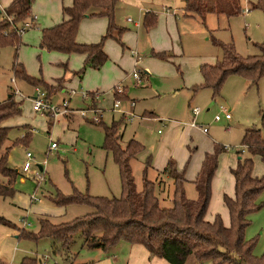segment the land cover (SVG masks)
Instances as JSON below:
<instances>
[{
  "label": "rangeland",
  "instance_id": "374dc122",
  "mask_svg": "<svg viewBox=\"0 0 264 264\" xmlns=\"http://www.w3.org/2000/svg\"><path fill=\"white\" fill-rule=\"evenodd\" d=\"M0 1L5 7L11 0ZM239 2L240 10L236 13L211 12L203 22L198 15L185 14V0H118L115 23L123 28L121 40L113 36L106 38L104 49L108 54L107 60L100 67L91 64L85 67L86 53L48 49L41 45L43 29L63 20V5H70L71 0H34L33 8H39L33 13H37L34 24L21 33L18 45L6 42L0 49V101L13 93L22 107L19 114L5 120L9 126L7 143L12 145L8 164L17 168L19 173L14 180L15 193L10 196L0 194V215L17 225L1 223V256L8 258L11 264H21L25 256L38 257L41 259L39 264H171L163 257L151 263L145 245L125 239L102 248L89 246L80 232L74 235L68 247L50 236L38 239L26 235L13 236L15 233L12 230L18 227L20 231L22 228L38 232L40 217L48 216L60 222L92 209L85 203L57 204L54 201L57 190L65 194L73 193L75 188L93 195L122 194L120 168L112 152L104 147V127L93 119L95 113L88 110L87 116H84L77 111V117L67 125L63 116H73L74 112L55 120L36 111L26 94H32L36 85L46 90L47 87L43 82L31 83L16 74L15 61L31 76L51 84V94L64 84L75 88L74 94L70 93V89L66 94L71 95L72 107L100 106L105 123H118L119 132L123 133V145L132 137L143 142L145 148L131 161L137 185L142 187L145 167L148 178L156 180L163 177L165 184L159 193L161 197H166L164 204L170 205L174 191L173 179L167 178L161 171L167 160L173 157L178 167L185 169L187 195L194 198L198 194L193 181L199 171L194 168L196 159L206 151H213L218 144L226 145V150L219 156V167L213 178V197L207 217L213 218L219 212L224 221L230 224L223 196L224 193H234L231 167L237 162V150L244 147L242 143L248 127L262 128L264 136L261 120L264 75L255 83L241 73H230L219 94L214 97L211 87L202 86L204 77L201 65L214 64L222 58L223 49L219 41L232 42L236 51L243 56L259 52L257 43L264 41V7L256 6L259 0ZM147 12L156 14V22L151 27L144 23ZM2 15L0 12V18ZM108 25L109 19L105 15L85 16L80 22L77 39L85 43L99 41ZM114 34L117 35L118 31L115 30ZM164 52L165 56L159 55ZM136 55L142 58L136 67L142 75L140 83L133 75ZM83 68L82 76L73 74ZM63 76L68 79L56 82ZM16 86L24 95L16 91ZM116 87L125 89L129 98L136 99L133 111L137 115L132 120L114 108ZM84 91L88 92V98L83 97ZM52 96L54 101H59L63 92ZM129 100L122 99L121 107L129 109ZM222 105L228 107L231 113L229 118L225 116ZM193 106L201 107L195 119L198 125L191 126V139L189 137L187 142L189 147L185 145L191 152L181 157L183 150L178 147L176 139L165 138L172 123L180 125V128L188 125L194 117ZM217 113L222 114L219 120H215ZM156 115L166 118V125L159 117H152ZM49 117L53 120L51 124ZM203 126L208 127L207 132ZM159 128L163 131L158 132ZM51 136L59 141V146L49 151ZM28 150L33 154L32 166L28 171H22ZM162 158L164 160L160 163ZM148 160L150 164L147 166ZM254 161L255 173L262 175L264 163L261 157L254 155ZM38 164L43 165L46 176L40 184L37 179ZM21 176H25V180ZM0 180H6L1 172ZM33 194L37 197L34 201L31 199ZM257 202L259 207L249 214L245 234L247 239L254 242V254L262 257L264 189ZM222 211L226 212V217ZM7 233L11 234L4 238ZM200 262L214 264L211 259L197 260L193 255L186 264Z\"/></svg>",
  "mask_w": 264,
  "mask_h": 264
},
{
  "label": "trees",
  "instance_id": "16d2710c",
  "mask_svg": "<svg viewBox=\"0 0 264 264\" xmlns=\"http://www.w3.org/2000/svg\"><path fill=\"white\" fill-rule=\"evenodd\" d=\"M240 1V0H239ZM34 0H11L2 6L0 18V49L6 42L18 45L23 22L33 17ZM118 0H73L70 5L63 6L64 18L61 22L46 27L42 31L41 45L48 49L65 52H83L87 54L85 67L91 64L100 67L108 58L104 49L105 39L113 36L121 40L123 28L115 23V10ZM256 6L264 7V0ZM184 10L188 15H198L205 22L211 12L234 14L240 10L238 0H185ZM88 15H105L109 19L106 33L99 41L80 42L77 39L82 18ZM156 22V14L147 12L144 23L151 27ZM118 34L115 35L114 31ZM223 56L214 64L203 63L201 72L204 77L202 86L213 89L215 97L220 92L226 77L230 73H241L251 82L257 83L264 75V41L257 43L259 52L246 56L240 55L232 42L219 41ZM165 56L166 53H159ZM14 71L31 83H44L51 96L52 85L31 76L23 66L14 62ZM84 68L74 73L83 75ZM63 76L56 82H64ZM63 85L57 89L62 90ZM197 89V88H196ZM117 98L125 99V90L115 91ZM22 107L14 94L0 101V172L6 180H0V194L10 196L15 193L14 180L19 170L8 164L12 145L8 144L9 126L5 120L21 112ZM87 116V115H86ZM264 126V110L261 113ZM50 124L53 123L49 117ZM103 124L105 131L104 147L112 152L119 165L122 179L120 196L93 195L74 189L65 194L60 190L54 201L60 205L85 203L92 209L71 220L56 222L48 216L40 217L38 232L21 228L20 235L38 239L50 236L69 246L74 235L82 233L85 243L92 247L108 248L121 239L145 245L152 255L167 259L171 264H186L190 256L197 260L211 259L214 264H264V255L258 257L253 252L254 242L247 239L246 227L249 214L259 207L257 198L264 189V173L258 175L254 171V155H259L264 163V136L262 128L248 127L243 143L246 148L237 150L238 158L231 167L235 189L233 194L224 193L223 200L229 211L230 224L224 221L221 213L208 218L213 196V178L219 167V156L226 150V145L218 144L213 151H206L200 170L193 179L198 190L196 198L189 197L185 183L188 178L185 169H180L175 158H170L163 174L173 179L174 191L170 205L164 204L166 197H161L159 190L164 188V180L150 179L147 167L144 169L142 187H138L133 172L132 159L145 148L143 142L132 137L125 145L122 143L123 133L119 132L118 123H105L103 119L96 121ZM27 134L26 137H28ZM150 160L147 161V166ZM0 222L17 226L0 215ZM20 229V227H18ZM36 256H25L21 264H39ZM2 264V262H0Z\"/></svg>",
  "mask_w": 264,
  "mask_h": 264
},
{
  "label": "built area",
  "instance_id": "2783aa9c",
  "mask_svg": "<svg viewBox=\"0 0 264 264\" xmlns=\"http://www.w3.org/2000/svg\"><path fill=\"white\" fill-rule=\"evenodd\" d=\"M246 9H249V8L246 7ZM35 18H36L35 15H33L32 18H29V19L25 20L23 22V24L19 28L20 33L25 31V29L27 27L32 26L34 24V19ZM133 75L137 79V83H140V79H141L140 71L137 70V69L134 70ZM13 80H15V78H13ZM116 89L117 90H121L122 88L116 87ZM16 91L21 93L20 89L17 86H16ZM75 92H76L75 88H71L70 89V93L71 94H74ZM29 97L31 98V100L33 102V108L36 111H40V112H42L44 114H47V115L55 118V120H57L59 117L65 115V114H68V113L73 112V111H79L82 115L86 116L88 110H92L95 113L94 117H93L94 120L98 121V120H100L102 118V112H101L102 108L100 106H97L96 104H93L90 107H81V108L72 107L70 105L71 95L64 97L61 101H54L50 97L48 91L46 89L42 88L39 85L35 86L34 95H31ZM83 97L88 98L89 97L88 92L84 91L83 92ZM121 100L122 99L116 97V99L114 101V108L119 110V111H121V112H123L127 116V118L133 119L134 116L137 115V113L134 112L133 110H125L123 107H121ZM131 104L134 105L135 101L133 100L131 102ZM222 109H223V111H225V116L227 118H229L231 116V113L228 111V107L225 106V105H222ZM192 110H193L194 114H198L201 111V107L200 106H193ZM221 118H222V114L217 113L215 115V120H219ZM192 125H198V123L196 121H192ZM203 129L206 132L208 131V127L207 126H203ZM160 131H161V129H160ZM57 147H58L57 140H55L51 136V141H50V144H49V151H52L53 149H55ZM244 147H245V145H244ZM244 147H242V148H244ZM32 157H33L32 151L28 150L27 151V158H26V160H25V162H24V164L22 166V170L23 171H28L31 168V166H32V161H31ZM37 179H38L39 184L46 179L45 170L43 168L37 172ZM32 199L35 200V199H37V197L33 194L32 195ZM199 264H203V263L201 262Z\"/></svg>",
  "mask_w": 264,
  "mask_h": 264
},
{
  "label": "crops",
  "instance_id": "0c3cea01",
  "mask_svg": "<svg viewBox=\"0 0 264 264\" xmlns=\"http://www.w3.org/2000/svg\"><path fill=\"white\" fill-rule=\"evenodd\" d=\"M72 1L73 0H71V3H72ZM70 2V1H69ZM34 4V3H33ZM33 6L34 5H32V13H34L35 11L37 12V10H39V8H33ZM64 6V5H63ZM3 11V9H2V6H1V11L0 12H2ZM184 12H185V10H184ZM3 13V12H2ZM36 14V15H35ZM35 14H33V15H35V17H37V13H35ZM175 14H177V11H175ZM185 14H186V12H185ZM187 16H189L188 14H186ZM92 16H94V15H88V16H86V17H92ZM191 16H193V15H191ZM63 18H64V12H63ZM131 17H129V19H130ZM132 19V18H131ZM130 19V20H131ZM102 32V31H101ZM94 36H95V34H94ZM77 37H78V35H77ZM96 38V37H95ZM94 39V38H93ZM133 55H134V52H133ZM141 56H139V55H136V57H135V59H134V61H135V70H136V67L139 65V63L141 62ZM138 70V69H137ZM140 71V70H139ZM145 72L146 73H149V70L148 69H145ZM140 74H141V72H140ZM142 81V75H141V79H140V82ZM18 87V86H17ZM19 88V87H18ZM72 88V87H71ZM71 88H69L67 85H65L64 84V88L62 89V90H59V91H56V92H53V94H51V98L53 99V96L52 95H56L58 92H63V96L62 97H60V98H58V100L59 101H61L64 97H66V94L68 93V90L69 89H71ZM20 89V88H19ZM125 90V89H124ZM20 91H21V94H23V91L20 89ZM34 93H35V87H34V89H33V93L32 94H26V96H31V95H34ZM24 95V94H23ZM127 98L128 99H130L129 101H130V108L129 109H125V110H133L134 109V106L133 105H131V102L134 100H136V99H134V98H129L128 96H127ZM31 99V98H30ZM54 100V99H53ZM77 108V107H76ZM192 108L193 107H191V110H192ZM75 114L73 115V116H63V120L65 121V123L67 124V125H69L70 124V122H72L77 116H76V114L78 113L77 111H73ZM192 112H193V110H192ZM149 113H151V114H154L153 112H149ZM200 113V112H199ZM198 113V114H199ZM193 114H194V112H193ZM198 114H194V117H193V119L191 120V121H189L188 122V125L187 126H182V128H180V125H178V124H175V122L174 123H172L171 125H170V129L167 131V134H166V140L167 139H173V138H175L176 139V142H177V144H178V147L179 148H181V150H183V155L181 156V157H184V156H187V154H188V152H191V150L189 149V148H186L185 147V145L187 144L188 145V147H189V143H187L188 142V138L190 137V139H191V131H190V128H191V126H192V121H195V119H196V117H197V115ZM47 116H49V115H47ZM103 117V116H102ZM124 117H126L127 118V116L124 114ZM152 117H154V118H156V117H159L160 118V120H162L163 121V124H165L166 125V118H164V117H160V116H152ZM102 119V118H101ZM128 119V118H127ZM132 120V119H131ZM32 127H30V129H31ZM160 129L161 128H159L158 129V132H162L163 131V129H161V131H160ZM32 131V130H31ZM136 138V137H135ZM165 141V140H164ZM58 142V146H59V141H57ZM58 148V147H57ZM186 148V149H185ZM168 152H170V150H168ZM26 158H27V156H26ZM203 158H204V154L202 155V157L200 156V157H198L197 159H196V161H195V163H194V168H196V170H200V167H201V164H202V160H203ZM200 159H201V161H200ZM163 160H164V158H162L161 159V161H160V163L161 162H163ZM167 162H168V160H167ZM158 164H159V162H158ZM39 165V170H41L42 168L44 169V167H43V165L42 164H38ZM166 165H167V163H166ZM165 165V166H166ZM165 166H163V168H162V170L165 168ZM161 170V171H162ZM23 171V170H22ZM165 176L168 178V175L167 174H165ZM21 179L22 180H25V176H21ZM162 179H163V177H162ZM165 181V180H164ZM189 181H192V180H189ZM168 183L170 184V182L168 181ZM174 184V183H173ZM37 187H38V185H37ZM186 192H187V188H186ZM197 196H198V194H197ZM213 197V196H212ZM193 198V197H192ZM194 198H196V196L194 197ZM31 199H32V196H31ZM36 200V199H35ZM171 200V199H170ZM169 200V201H170ZM32 201H34V199H32ZM223 212V214H224V217H226V212L225 211H222ZM0 225H2L1 224V222H0ZM1 227V226H0ZM4 230H5V228H3ZM5 231H8V230H5ZM15 234L13 235V236H17V237H19V235H20V230L19 229H14V230H12ZM11 233H7V234H5L4 235V238H7L9 235H10ZM136 244H140V245H143V244H141V243H136ZM146 247V246H145ZM147 249V251H148V253H149V261L151 262V263H153V261L155 260L156 261V259L158 258V259H161V257L160 256H157V255H152L151 253H150V251H149V249L148 248H146ZM135 251H139V249H136ZM10 258V257H9ZM5 259V260H4ZM0 262H2L3 264H11L10 263V260H8V258H6V257H3V256H1L0 255ZM201 263V262H200Z\"/></svg>",
  "mask_w": 264,
  "mask_h": 264
},
{
  "label": "water",
  "instance_id": "95a60500",
  "mask_svg": "<svg viewBox=\"0 0 264 264\" xmlns=\"http://www.w3.org/2000/svg\"><path fill=\"white\" fill-rule=\"evenodd\" d=\"M0 11H1V8H0Z\"/></svg>",
  "mask_w": 264,
  "mask_h": 264
}]
</instances>
